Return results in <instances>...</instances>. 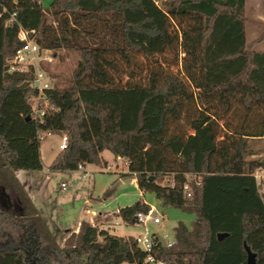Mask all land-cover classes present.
I'll return each mask as SVG.
<instances>
[{
  "label": "trees",
  "instance_id": "obj_1",
  "mask_svg": "<svg viewBox=\"0 0 264 264\" xmlns=\"http://www.w3.org/2000/svg\"><path fill=\"white\" fill-rule=\"evenodd\" d=\"M246 4L0 0V264H54L53 256L148 264L150 255L163 264H246L245 244L264 264V189L254 178L264 169V51L254 48L264 33L248 41ZM22 29L35 30L41 50L75 52L69 84L40 92L35 65L11 69ZM42 133L69 138L52 171L104 165L109 150L141 191L195 219L179 222L167 246L154 232L151 252L87 220L61 244L18 176L44 168ZM147 207L137 201L116 214L138 224Z\"/></svg>",
  "mask_w": 264,
  "mask_h": 264
},
{
  "label": "rangeland",
  "instance_id": "obj_2",
  "mask_svg": "<svg viewBox=\"0 0 264 264\" xmlns=\"http://www.w3.org/2000/svg\"><path fill=\"white\" fill-rule=\"evenodd\" d=\"M41 1L44 7H49L53 0ZM246 10L249 17L247 38L251 42L264 33V0H247ZM254 48L264 51V39L256 42ZM43 55L48 56L42 63L48 68L43 81L48 79L51 84L60 86L69 84L77 61L75 52L59 51L55 55L50 51ZM59 142V134H46L41 142L44 168L37 171L23 170L19 176L50 227L58 231L61 244L66 243L65 238L72 234L75 226L78 225L76 230H79L78 227L84 220L109 228L111 232L119 235L138 236L143 230L142 226L126 224L116 214L120 207L133 205L137 201L157 207L161 221L149 227L155 233L168 234L170 240L174 239V228L179 222L191 225L195 219L194 213L177 207H163L162 201L154 192L141 191L135 175L129 173L126 160L116 158L109 150L103 152L107 161L104 165L88 163L83 169L52 171L50 165L60 152ZM84 171L87 176H83ZM62 184L66 187H62ZM263 189L264 182L259 191ZM51 259L54 264H58L55 256ZM148 264L156 263L150 261Z\"/></svg>",
  "mask_w": 264,
  "mask_h": 264
},
{
  "label": "built area",
  "instance_id": "obj_3",
  "mask_svg": "<svg viewBox=\"0 0 264 264\" xmlns=\"http://www.w3.org/2000/svg\"><path fill=\"white\" fill-rule=\"evenodd\" d=\"M33 34H35V30H27V29L21 30L20 39L24 41V45L20 50H18L17 56L15 60L13 61V66L11 69L19 68L20 70H24V69H27L29 65L31 64L35 65L36 78H35L34 85L41 92L44 88L51 86L50 80L48 81L47 79L43 81V78L45 77L44 76L45 72L42 69H40V66L42 65V63H44L43 60L48 59V56L43 55V53L44 52L50 53V50H46V49L41 50V48L35 43L33 39ZM49 61H50V58H49ZM46 104L48 107L49 103L46 102ZM36 113L43 115L44 111L37 109ZM45 135L46 134L44 133L40 134L41 139H44ZM68 142H69V138L67 134L60 135V142H59L60 150L67 148ZM79 168L83 169L84 166L80 164ZM83 176H87L86 171H84ZM254 178L257 181V184L260 186L264 182V169L256 170V172L254 173ZM62 187L65 188L66 185L62 184ZM184 188L188 189L189 186L185 185ZM136 220H137V223L143 228L141 234L136 236L137 241L143 249L147 250L148 252H151L152 247H153L152 234L154 232L150 229L149 226L152 224H158L161 221L157 207H155L154 205H148L146 209H140L136 213ZM162 236L165 238L167 244L173 243L174 240H170L168 234H165ZM150 261L155 262L156 264H163L162 261L160 262L157 261L155 257L152 255L149 256V262Z\"/></svg>",
  "mask_w": 264,
  "mask_h": 264
},
{
  "label": "water",
  "instance_id": "obj_4",
  "mask_svg": "<svg viewBox=\"0 0 264 264\" xmlns=\"http://www.w3.org/2000/svg\"><path fill=\"white\" fill-rule=\"evenodd\" d=\"M28 118H30V116H28ZM151 178H154V177H151ZM157 237H158L159 241L162 242L163 246H167V242H166L165 238L160 233H157ZM245 249L247 251L246 264H256L257 263V261H256V258H257L256 253H254L252 251V249L250 248V246H248L247 244H245Z\"/></svg>",
  "mask_w": 264,
  "mask_h": 264
},
{
  "label": "crops",
  "instance_id": "obj_5",
  "mask_svg": "<svg viewBox=\"0 0 264 264\" xmlns=\"http://www.w3.org/2000/svg\"><path fill=\"white\" fill-rule=\"evenodd\" d=\"M21 171H23V170L18 171V176L21 175V173H23V172H21ZM19 178H20V176H19ZM20 179H21V178H20ZM21 181H22V180H21Z\"/></svg>",
  "mask_w": 264,
  "mask_h": 264
},
{
  "label": "clouds",
  "instance_id": "obj_6",
  "mask_svg": "<svg viewBox=\"0 0 264 264\" xmlns=\"http://www.w3.org/2000/svg\"><path fill=\"white\" fill-rule=\"evenodd\" d=\"M162 235V234H161Z\"/></svg>",
  "mask_w": 264,
  "mask_h": 264
}]
</instances>
